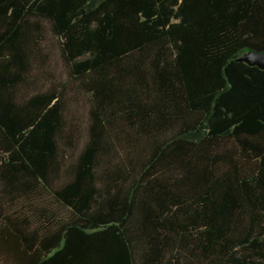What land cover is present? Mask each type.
I'll return each mask as SVG.
<instances>
[{
  "label": "trees",
  "instance_id": "obj_1",
  "mask_svg": "<svg viewBox=\"0 0 264 264\" xmlns=\"http://www.w3.org/2000/svg\"><path fill=\"white\" fill-rule=\"evenodd\" d=\"M248 51L264 0H0V264H264Z\"/></svg>",
  "mask_w": 264,
  "mask_h": 264
},
{
  "label": "rangeland",
  "instance_id": "obj_2",
  "mask_svg": "<svg viewBox=\"0 0 264 264\" xmlns=\"http://www.w3.org/2000/svg\"><path fill=\"white\" fill-rule=\"evenodd\" d=\"M47 43L50 47V54L54 63L53 65L58 70L57 73L65 74L64 63L60 59L59 49L56 41L52 40V37L49 35ZM72 105L73 106L71 107L73 109L71 114H69L68 118L72 121L73 124H77L80 127V134L82 135V133H85V128L88 120V102L87 100H85L84 97H82L81 94H78L76 100L72 101Z\"/></svg>",
  "mask_w": 264,
  "mask_h": 264
},
{
  "label": "water",
  "instance_id": "obj_3",
  "mask_svg": "<svg viewBox=\"0 0 264 264\" xmlns=\"http://www.w3.org/2000/svg\"><path fill=\"white\" fill-rule=\"evenodd\" d=\"M240 60L247 62L250 65H257L264 68V53L257 51H248Z\"/></svg>",
  "mask_w": 264,
  "mask_h": 264
}]
</instances>
